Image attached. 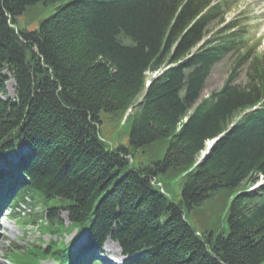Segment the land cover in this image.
Wrapping results in <instances>:
<instances>
[{"label":"trees","instance_id":"obj_1","mask_svg":"<svg viewBox=\"0 0 264 264\" xmlns=\"http://www.w3.org/2000/svg\"><path fill=\"white\" fill-rule=\"evenodd\" d=\"M58 2L37 30L18 29L27 8ZM231 2L0 0V162L8 169L0 171V202L16 187L14 205L27 195L43 205L41 234L87 233L77 254L72 243L51 242L14 250L11 264H101L86 253L108 237L134 257L124 264H264V54L246 46L241 15L209 30ZM225 58L232 64L222 88L200 99ZM162 68L146 89L149 73ZM129 109L128 145L113 149L101 138L100 113L121 125ZM225 132L193 168L205 142ZM164 140L161 160L137 162L143 147ZM179 177L174 202L167 189ZM216 195L226 230L200 233L189 213Z\"/></svg>","mask_w":264,"mask_h":264},{"label":"rangeland","instance_id":"obj_2","mask_svg":"<svg viewBox=\"0 0 264 264\" xmlns=\"http://www.w3.org/2000/svg\"><path fill=\"white\" fill-rule=\"evenodd\" d=\"M234 5L230 8L229 12L226 15L225 21L228 22L233 19L238 13L244 12L246 18L249 20L250 25V43H255L259 40L258 47L256 48L259 54L264 53V0H234ZM63 2H58L55 6H44L41 3L35 6L27 8L22 16L17 18V27L19 30L34 31L39 27V23L44 19L53 15L56 11L58 5ZM216 25L213 24L210 29H213ZM232 60L225 59L219 64L215 65L211 71L209 78L206 81L205 89L203 91L202 97H207L211 92L219 90L224 81L226 80L231 67ZM9 77V75H7ZM239 82L243 81V73H241L238 78ZM6 96L5 98L12 99L14 96V83L10 79L6 83ZM100 124L98 128L100 129V135L103 141H105L111 148L115 149L119 146L128 145V136H129V125L122 128L121 125H118L117 118L112 114H107L104 112L100 113ZM168 140H164L158 144H155L153 147H143L140 154L137 157V162L147 163L149 161H157L163 158L165 149L167 147ZM24 149L18 150V153H22ZM204 151H209V146H205V150L201 152V155ZM11 158L8 155V160ZM136 162V161H135ZM4 168V164L0 162V170ZM180 186L177 184H170L167 189L168 197L172 201H176L179 197ZM221 195H216L215 197L210 198L203 203L200 207L194 209L193 212L189 213L188 222L199 232L207 231H218L226 230V225L219 218V200ZM32 201L27 198L23 204H20L14 212L12 213L14 218L4 222V219H0V264H9L8 263V253L11 250L16 248L18 251H23L26 248L31 250H36L40 245H46L50 239V235H45L40 237V221H44L45 216L41 212L42 206L40 204L34 203L32 207L30 206ZM31 214L36 216L37 222L31 224L30 218H25ZM8 212H4V215H7ZM59 219L62 220L64 225H68L66 211L59 209L56 212ZM41 215V218H40ZM24 216V218H23ZM21 218V219H20ZM23 218V219H22ZM20 219V220H19ZM18 220V221H17ZM40 220V221H39ZM17 221V223H15ZM74 233L68 234L64 233L62 236H56L55 239L57 242L69 243L72 240ZM41 241H40V240ZM52 239V238H51ZM85 237L80 239L76 245L73 247V250L79 249L83 246ZM43 242V243H42ZM32 245H36L33 247ZM29 246V247H28ZM45 247V246H44ZM99 259L107 261H112L113 264H120L122 259L121 254L117 246L111 242L106 241L102 248V254ZM44 264H52L50 261L44 262Z\"/></svg>","mask_w":264,"mask_h":264},{"label":"bare ground","instance_id":"obj_3","mask_svg":"<svg viewBox=\"0 0 264 264\" xmlns=\"http://www.w3.org/2000/svg\"><path fill=\"white\" fill-rule=\"evenodd\" d=\"M141 164V163H140ZM180 181V180H179ZM0 239H1V237H0Z\"/></svg>","mask_w":264,"mask_h":264}]
</instances>
